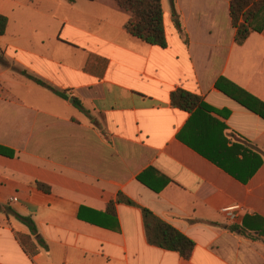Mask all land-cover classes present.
<instances>
[{
  "label": "crops",
  "instance_id": "0c3cea01",
  "mask_svg": "<svg viewBox=\"0 0 264 264\" xmlns=\"http://www.w3.org/2000/svg\"><path fill=\"white\" fill-rule=\"evenodd\" d=\"M161 1L166 47L129 33L116 0H0V264H264V162L238 180L179 139L191 114L171 104L201 95L264 159V118L217 88L264 101V30L237 44L231 0H175L181 32ZM119 193L135 204L110 211ZM141 207L195 241L190 259L148 242ZM17 215L45 241L33 257Z\"/></svg>",
  "mask_w": 264,
  "mask_h": 264
},
{
  "label": "trees",
  "instance_id": "16d2710c",
  "mask_svg": "<svg viewBox=\"0 0 264 264\" xmlns=\"http://www.w3.org/2000/svg\"><path fill=\"white\" fill-rule=\"evenodd\" d=\"M67 1L73 3L75 0ZM116 2L119 7L131 14V18L125 24V29L129 33L149 44L167 46L164 9L161 0H116ZM170 2L175 25L182 32L175 0H170ZM230 16L233 25L237 28L235 40L237 44H243L252 33L264 30V0H231ZM7 23V17L0 15V36L5 34ZM16 70L58 96L68 99L67 91L58 89L25 70ZM217 88L264 118V101L257 96L225 77L218 80ZM74 104L80 110L85 111L79 99L75 98ZM171 104L174 108L191 114L187 124L179 133V139L238 180L248 182L263 165L262 155L244 137L235 133L229 134L226 124L214 115L216 109L209 105L201 95L177 88L171 94ZM222 113L228 115L229 111ZM232 136L236 137L235 140L231 138ZM0 153L7 156L14 154L13 151H8L3 146H0ZM37 186L46 192L50 191V187L45 184L38 183ZM116 202L135 204L131 199L119 193L117 199L109 203L110 211L115 210ZM141 211L147 240L151 245L176 251L185 259L191 258L195 249L193 239L148 208L141 207ZM17 217L30 231L29 234L17 233V238L25 252L33 257L41 247H46L45 241L38 236L37 227L31 216L17 215ZM231 229L241 228L232 227ZM242 232L245 231L242 229Z\"/></svg>",
  "mask_w": 264,
  "mask_h": 264
},
{
  "label": "built area",
  "instance_id": "2783aa9c",
  "mask_svg": "<svg viewBox=\"0 0 264 264\" xmlns=\"http://www.w3.org/2000/svg\"><path fill=\"white\" fill-rule=\"evenodd\" d=\"M242 206L239 204L230 205L222 208V213L232 222H235L239 218Z\"/></svg>",
  "mask_w": 264,
  "mask_h": 264
},
{
  "label": "water",
  "instance_id": "95a60500",
  "mask_svg": "<svg viewBox=\"0 0 264 264\" xmlns=\"http://www.w3.org/2000/svg\"><path fill=\"white\" fill-rule=\"evenodd\" d=\"M71 101H73V99Z\"/></svg>",
  "mask_w": 264,
  "mask_h": 264
}]
</instances>
